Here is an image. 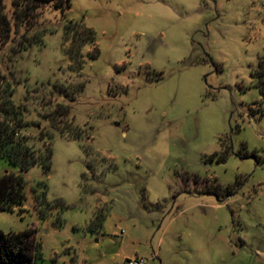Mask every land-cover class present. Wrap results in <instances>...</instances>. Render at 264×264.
<instances>
[{"label":"rangeland","instance_id":"374dc122","mask_svg":"<svg viewBox=\"0 0 264 264\" xmlns=\"http://www.w3.org/2000/svg\"><path fill=\"white\" fill-rule=\"evenodd\" d=\"M68 20L98 56L70 57ZM35 29L0 66L51 167L0 229L34 227L43 264H264V0H71Z\"/></svg>","mask_w":264,"mask_h":264},{"label":"trees","instance_id":"16d2710c","mask_svg":"<svg viewBox=\"0 0 264 264\" xmlns=\"http://www.w3.org/2000/svg\"><path fill=\"white\" fill-rule=\"evenodd\" d=\"M47 6L60 9L64 14L66 8L71 6V0H10V3L0 0L1 43L17 38L18 53L34 42L42 43L41 31H37L35 26L39 12ZM64 38L68 41V53L76 63L82 62V48L87 43L92 45L89 53L91 57L98 56L100 52L92 27L68 20ZM16 83L14 78L2 72L0 66V165H6L0 175V209L9 211L22 205L26 198L23 171L41 159L44 167L50 169L52 156L50 144L45 142L44 147L38 149L25 132L33 123L26 119L29 112L27 104L17 102L14 98ZM68 113V107H64L62 115ZM45 134L48 133L39 131L38 138L43 140ZM227 151L215 152L213 156L225 159ZM8 164L10 167H7ZM43 260L41 242L36 238L34 227L18 232L0 229V264H43Z\"/></svg>","mask_w":264,"mask_h":264},{"label":"built area","instance_id":"2783aa9c","mask_svg":"<svg viewBox=\"0 0 264 264\" xmlns=\"http://www.w3.org/2000/svg\"><path fill=\"white\" fill-rule=\"evenodd\" d=\"M127 264H148L147 260L142 256H135L127 260Z\"/></svg>","mask_w":264,"mask_h":264}]
</instances>
